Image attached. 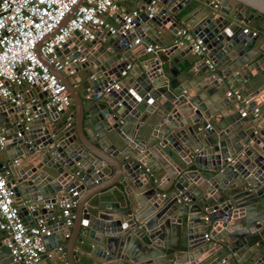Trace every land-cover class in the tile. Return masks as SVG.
Masks as SVG:
<instances>
[{
    "label": "water",
    "instance_id": "95a60500",
    "mask_svg": "<svg viewBox=\"0 0 264 264\" xmlns=\"http://www.w3.org/2000/svg\"><path fill=\"white\" fill-rule=\"evenodd\" d=\"M132 1L140 9L134 29L88 41L74 31L56 50L59 60L84 58L69 65L84 70V93L39 56L65 85L72 115L55 106L24 121L25 108L45 101L35 86L38 100L0 98V128L14 136L5 149L24 163L15 171L0 163L9 192L41 204L77 192L72 226L58 220L44 238L68 264H79L73 250L83 264H264V123L241 117V104L223 94L230 86L248 110L264 108V33L241 32L252 20L264 28V0H219L215 9L211 0H157L150 18L148 0ZM184 28L205 44L212 68L190 52L189 39L161 57L139 58L143 43L128 45L140 35L143 47L166 46ZM104 175L108 183L97 186ZM22 202V219L48 216ZM4 243L0 264H15Z\"/></svg>",
    "mask_w": 264,
    "mask_h": 264
},
{
    "label": "built area",
    "instance_id": "2783aa9c",
    "mask_svg": "<svg viewBox=\"0 0 264 264\" xmlns=\"http://www.w3.org/2000/svg\"><path fill=\"white\" fill-rule=\"evenodd\" d=\"M78 1L0 0V98L18 105L23 86H35L39 92L45 93L44 104L36 106L33 110L28 107L24 109V121L36 117L41 108L58 106L65 111L71 103L65 85L39 56L56 71L65 70L72 76L71 84L75 85L80 79L75 75L76 69L69 65L73 61L83 62L84 58L70 60L64 56L63 60H59L55 54L56 50L62 48L74 31L85 41L93 40L96 34L102 31L114 33L119 29L120 33L124 34L125 31L134 29V19L140 12L139 8L125 10L119 6V0H81L73 10ZM210 5L214 9L218 8L219 0H211ZM144 11L148 18L152 17L157 11V0H148L144 4ZM70 12L71 15L66 19ZM63 20L65 22L59 26ZM241 32L249 36L258 33L255 29L245 27L241 28ZM261 32L264 33V28ZM49 33L53 34L45 38ZM177 35L182 36V39L174 40L175 44L184 46L183 39H189L186 31L181 29L177 31ZM140 39V35L134 36L128 45H138ZM189 47L192 54L201 57L207 68L213 67L212 62L205 56L206 46L199 38L189 39ZM143 50L145 53H156L162 48L157 44H147ZM110 87L116 89L117 85L113 83L105 88V91ZM225 96L232 98L236 104H241L239 113L244 117L248 100L242 93L230 88L225 92ZM85 98H88L87 94ZM35 100L38 99L29 96L28 102ZM250 110L254 116L259 111L256 106ZM15 136H20V133L16 132ZM13 137H7L0 128V154ZM17 162V159L12 161L13 164ZM76 194V191L70 190L69 195L61 197L53 204L27 201V208L30 211L40 207L55 208L61 215L63 225L70 226L72 208L75 205L72 197ZM11 195L0 171V232L5 235L4 245L15 264H42L44 238L50 234L51 226L42 218H36L30 224L25 223L19 214V206ZM203 220L208 222V217L204 216ZM203 237L208 239L209 233H204Z\"/></svg>",
    "mask_w": 264,
    "mask_h": 264
},
{
    "label": "crops",
    "instance_id": "0c3cea01",
    "mask_svg": "<svg viewBox=\"0 0 264 264\" xmlns=\"http://www.w3.org/2000/svg\"><path fill=\"white\" fill-rule=\"evenodd\" d=\"M119 6L120 7H122V8H124L125 10H131V9H136V8H139L135 3H134V1H132V0H119ZM178 16H179V12L177 13V14H174V17L175 18H178ZM261 18H263V17H261ZM242 28L243 27H245V28H248V29H255V30H257L258 32H261L262 31V29H263V27L261 26V25H259V23H258V21L257 20H252V21H249V22H246V23H244V24H242V26H241ZM184 30L186 31V35H187V37L190 39V40H192V39H195V37L193 36V35H191L187 30H186V28H184ZM180 39H182V36H178V35H176V36H172V43H170V44H167L166 46H160L161 48H166V47H168V46H170L171 44H175V42H174V40H180ZM140 41H141V43H143L144 44V40L143 39H140ZM142 44V45H143ZM137 46V49H136V55H138V54H140L141 52H144V50H143V46ZM161 51H159V52H156V55H153V53H143V55H138L139 56V58H143L144 56H152V57H156V56H158V57H161L162 56V53H160ZM199 58H201V57H199V56H196V59H199ZM199 63V62H198ZM207 67V66H206ZM207 69V68H206ZM61 72V74L64 76V77H66L68 80H70V82H72V76H69L67 73H66V71L65 70H61L60 71ZM85 74V72H84V70L83 69H77L76 70V73H75V75L76 76H78L79 77V82L77 83V84H73L72 86L76 89V91L77 92H80V93H84L83 91L85 90V89H87L88 88V85H87V83L85 82V80H83L82 79V77H83V75ZM115 83V82H114ZM231 87L230 86H227L224 90H223V94H224V96H225V92L226 91H228L229 89H230ZM38 91V90H37ZM37 91H34L33 90V87H28V86H23L22 87V92L23 93H25L28 97L29 96H31V97H33V98H36L37 99ZM243 93V92H242ZM244 94V93H243ZM226 97V96H225ZM82 98L84 99V100H87L86 98H85V95L84 96H82ZM228 98V97H227ZM70 101H71V99H70ZM234 105H236L235 103H234ZM257 108H258V113L256 114V116H254L253 115V113H252V111L250 110V108H249V110L248 109H246V114H245V116H247V118H248V120L250 121V122H252L253 124H263L264 123V108H260L259 106H256ZM65 112V114H66V116L68 117L69 115H72L73 114V112H74V107H73V105H72V103H70V106L64 111ZM84 113V115H83V118H85V111H83ZM244 116V117H245ZM243 117V118H244ZM70 120H72V119H70ZM12 153V150L11 149H5V150H3L2 152H1V154H0V163L2 164V166H4V167H8V168H10V169H12L13 171H15V168H20L24 163H23V161L21 160V158L20 157H16L15 159H17L18 160V162H17V164H13L12 163V161H13V159H10L9 157H8V154H11ZM79 174L81 175L82 174V171L81 170H79ZM108 181H109V177L108 176H103V178H102V180H101V182L99 183V184H97V186H104V185H106V183H108ZM159 185H163V186H165L163 183H160ZM87 188L88 187H85V190H87ZM121 188V187H120ZM106 190V189H105ZM141 194H144V195H150V192H144V193H141ZM12 196V198L14 199V202L17 204L18 203V201L21 199L23 202H22V205L23 206H25L26 208H27V206H28V203H27V201L25 200L26 198L25 197H23V198H20V199H16V198H14L13 197V195H11ZM103 197H104V202L103 203H107V202H111L112 201V199L109 197V195L108 194H105V195H103ZM117 199H119V197L116 195L115 196ZM18 205V204H17ZM19 207H20V205H18ZM27 210H28V208H27ZM57 210V209H56ZM58 211V210H57ZM28 212H30V210H28ZM59 212V211H58ZM51 213H52V211L49 209V211H48V216H44V217H41L42 219H44V221L47 223V225H49V226H51L54 222H56V221H58V220H60V218L58 217V216H52L51 215ZM35 219H36V216H34V215H29V217L27 218V220L26 219H23L24 220V222L25 223H27V224H30V223H33L34 221H35ZM72 224H73V217H72V223H71V225L70 226H72ZM65 226V225H64ZM212 230V228H211V226L209 225L208 226V228H207V230H206V232H210ZM4 237H5V235H4V233L3 232H0V240H4ZM205 240H207V241H209L210 240V237L208 238V239H205ZM62 242H64V240L62 241ZM216 244H217V242H215ZM49 245V244H48ZM218 246V245H217ZM168 252H170V250H166V253H168ZM58 254H60V252H55L54 250H53V248H51V247H46V245H45V251H44V253H42L41 254V263L42 264H58V263H63V262H65L66 264H68V262H67V260H66V258H65V254H60V255H58ZM73 256H77V259L75 260V262H78L79 264H83L82 262H81V259H80V255L78 254V251L77 250H73L72 251V253H71ZM70 259V261H71V263H74V260L72 259V258H69Z\"/></svg>",
    "mask_w": 264,
    "mask_h": 264
}]
</instances>
